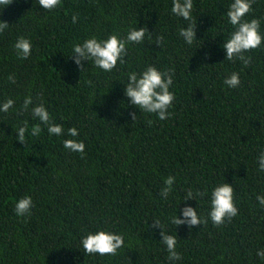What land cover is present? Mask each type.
Returning a JSON list of instances; mask_svg holds the SVG:
<instances>
[{
  "label": "trees",
  "instance_id": "1",
  "mask_svg": "<svg viewBox=\"0 0 264 264\" xmlns=\"http://www.w3.org/2000/svg\"><path fill=\"white\" fill-rule=\"evenodd\" d=\"M233 0H193L195 40L179 35L189 21L171 13L172 0H61L52 11L38 0L0 5V264H264V39L240 60L225 59L223 43L235 30L226 12ZM243 18L260 20L264 37V0H254ZM78 17L72 23V17ZM146 28L139 44L127 43L124 63L105 72L70 57L73 46L115 34L125 39ZM157 36L163 40L158 46ZM29 39L31 55L20 59L14 44ZM153 66L171 69V115L134 107L124 94L128 75ZM233 72L240 85L224 80ZM12 76L15 83L8 77ZM26 97L32 103L22 110ZM43 104L50 122L63 134L50 135L32 116ZM130 113H135L133 121ZM35 125L40 133L32 135ZM26 126L24 144L17 130ZM75 127L76 137L67 135ZM82 141L84 153L63 147ZM175 177L167 198L164 180ZM227 183L238 210L215 226L208 213L212 190ZM205 193L185 201L186 193ZM30 196V215L17 216L16 202ZM190 206L207 223L175 226ZM165 234L177 239L179 261L167 259ZM123 236L116 255L86 254L81 239L97 231Z\"/></svg>",
  "mask_w": 264,
  "mask_h": 264
},
{
  "label": "clouds",
  "instance_id": "2",
  "mask_svg": "<svg viewBox=\"0 0 264 264\" xmlns=\"http://www.w3.org/2000/svg\"><path fill=\"white\" fill-rule=\"evenodd\" d=\"M12 3V0H0V5L6 7ZM61 0H38L41 8L47 11H52L57 8ZM254 0H233L228 6L226 16L228 22L234 27L230 38L223 43L225 50V59L229 61L240 60L245 67L250 63L251 57H246L244 54L261 46L262 37L259 33L260 20L253 18L250 21H245L243 18L246 14L250 13ZM193 0H172L171 13L185 21H189L186 28H181L179 35L184 38V41L191 45L195 40V22L192 21ZM78 17L73 15L72 23H76ZM6 22L0 21V33L8 28ZM146 28L132 29L128 32L125 39L118 38L117 35L112 34L105 40H97L95 37L86 39L83 43H78L73 46L72 55L70 56L73 62L81 70H84V61H92L95 67L100 68L105 72L112 71L117 62L124 63L123 57L127 53L126 44L133 43L139 44L143 41ZM163 37L157 36L155 43L159 46ZM17 50V55L20 59H27L31 55L32 44L29 39L19 37L14 44ZM8 79L15 83V79L9 76ZM171 69L167 72H160L155 67L149 66L139 75L132 72L128 75V82L124 88V94L129 99L130 103L138 108L140 111L146 113H155L160 120H165L171 113L168 109L172 106L174 94L169 90L172 85ZM225 85L229 88H236L240 85L239 75L233 72L229 77L224 80ZM32 103L31 97L24 99L22 110L27 111L28 106ZM14 101L7 99L0 105V111L7 112L13 107ZM32 116L38 118L39 121L47 126V131L50 135L60 136L63 134V126L50 122V115L45 109L43 104L36 105L32 108ZM132 120L136 118L135 113H130ZM26 126L19 127L17 130V140L24 144ZM41 129L39 125H35L32 129V135H38ZM67 135L76 137L78 131L75 127H70L67 130ZM63 147L70 152H77L83 155L85 145L82 141L74 139H65ZM259 170L264 171V152H261L258 157ZM175 177L168 176L164 180L165 187L161 189L160 195L167 198L172 191V185ZM205 193L196 192L195 194L191 189L186 193L185 201L195 197H203ZM259 203L264 206V197L257 196ZM33 207L32 198L26 196L19 199L15 204V213L17 216L30 215V209ZM238 210L233 202V188L231 185L224 183L216 186L211 192L210 210L208 218L215 226H220L225 223L227 218L229 221L237 216ZM182 219L175 216L172 223L175 226L187 225L189 228L207 223V220H201L197 215L196 209L185 206L182 209ZM153 226L159 228L161 241L166 246L167 259L170 262L179 261L181 255L176 251L177 239L175 236L167 235L164 233L159 221H153ZM81 244L86 254H99V255H116L117 249L124 246L123 236L105 232L103 230L96 233H89L81 239ZM261 259H264V250L256 253Z\"/></svg>",
  "mask_w": 264,
  "mask_h": 264
}]
</instances>
